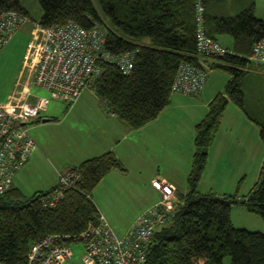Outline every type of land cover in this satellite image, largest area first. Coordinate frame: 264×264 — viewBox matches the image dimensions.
<instances>
[{
	"label": "trees",
	"instance_id": "trees-1",
	"mask_svg": "<svg viewBox=\"0 0 264 264\" xmlns=\"http://www.w3.org/2000/svg\"><path fill=\"white\" fill-rule=\"evenodd\" d=\"M219 0H204L206 28L217 33L229 32L235 39L234 51L218 56L227 64L218 67L232 71L226 91L261 126L245 105L239 77L253 62L248 58L254 41L264 33V21L253 7L235 15L224 14ZM196 0H41L43 13L39 23L48 26L75 20L91 27L106 28V48L113 53L135 51L134 65L125 73L116 63L102 59L104 71L92 85L110 112L130 128L137 129L158 116L170 102L172 82L180 65L198 59L196 40ZM16 9L29 15L20 0H0V14ZM200 55V54H199ZM229 97L218 92L210 102L203 120L197 124L196 146L189 174L190 190L176 204L174 216L160 225L149 250L147 264H264V232L235 227L232 205L237 195L202 192L199 181L208 163L209 148L221 123ZM39 119V118H37ZM80 180L53 208H45L48 191L24 194L12 187L0 194V260L25 264L32 242L50 233H79L99 217L92 192L112 170H125L113 151L88 158L78 166ZM246 197V198H245ZM243 197L250 210L264 218V166L260 181Z\"/></svg>",
	"mask_w": 264,
	"mask_h": 264
},
{
	"label": "built area",
	"instance_id": "built-area-1",
	"mask_svg": "<svg viewBox=\"0 0 264 264\" xmlns=\"http://www.w3.org/2000/svg\"><path fill=\"white\" fill-rule=\"evenodd\" d=\"M196 40L200 55L223 62L218 56L231 50L206 28V4L195 2ZM28 15L16 9L0 14V49L10 40ZM40 38L29 42L24 58L26 77L21 88L0 102V194L14 187L15 176L26 164L37 141L31 128L50 97L37 96L33 86L51 91L52 97L75 102L82 90L93 85L104 71L102 59L116 63L125 73L134 65L135 51L113 53L106 48V29L96 23L86 27L75 20L41 26ZM251 57L264 64V33L253 43ZM226 62V61H225ZM204 65L183 60L172 82V90L199 94L208 79ZM80 180L77 170L61 172L55 188L43 196L45 208L56 207L69 189ZM161 200L147 208L128 231L118 235L103 214L79 233H50L32 242L25 264H65L73 256L71 243L84 244L86 264H147L156 229L174 216L168 202L176 187L165 179H154ZM0 264H8L0 260Z\"/></svg>",
	"mask_w": 264,
	"mask_h": 264
},
{
	"label": "crops",
	"instance_id": "crops-1",
	"mask_svg": "<svg viewBox=\"0 0 264 264\" xmlns=\"http://www.w3.org/2000/svg\"><path fill=\"white\" fill-rule=\"evenodd\" d=\"M41 26L38 21L31 40L40 38ZM232 47L227 48L231 52L234 51L235 39ZM198 59L209 72L205 87L200 94L175 91L177 93L171 94L170 102L158 116L137 129L130 128L110 110L107 113L99 103L101 118L90 119L87 122L90 136L79 149L70 152L69 155L65 153L62 158L50 145L43 140L39 142L36 138L38 146L33 148L27 163L16 174L14 186L26 195L51 190L57 185L61 172L78 166L88 158L113 151L125 170L110 171L96 186L91 197L112 227L117 225L123 235L139 216L126 210L134 203L131 200L133 192H143L144 189L145 193H148L146 189H151L153 196L150 200L136 199L137 202L143 201L141 205L143 212L161 200V192L152 184L157 178L165 179L176 187L175 196L168 202L170 210L175 211L176 204L182 202L183 197L190 190L188 178L197 151V124L207 115L210 102L218 93L206 91L211 71L218 65V61L199 54ZM93 90L95 92L93 96L104 102L94 88ZM232 101L235 102L229 97L222 113L221 123L209 148L208 163L199 181L198 189L202 192L212 191L218 195H237L238 201L234 204L239 206L244 214L245 211H252L241 200L258 181V170L262 160L264 161V140L260 125L255 126L256 123L246 110L245 113L250 119H246L240 109L231 107ZM40 117L41 115L34 126L36 131L50 121H41ZM43 165L47 167L48 175L40 174L37 186L28 190L24 181L25 176L39 170ZM48 184H51L50 187H45ZM115 216H124L125 219L119 223L114 219Z\"/></svg>",
	"mask_w": 264,
	"mask_h": 264
},
{
	"label": "rangeland",
	"instance_id": "rangeland-1",
	"mask_svg": "<svg viewBox=\"0 0 264 264\" xmlns=\"http://www.w3.org/2000/svg\"><path fill=\"white\" fill-rule=\"evenodd\" d=\"M20 1L29 11V18L0 49V102L7 100L9 94L17 88L20 89L21 83L25 80L27 73L23 67V59L27 45L32 39V34L35 31V26L43 13L41 0ZM217 5L224 14L229 15H235L243 9L253 7L255 15L264 21V0H219ZM216 35L223 45L225 44V46L233 48V34L229 32H220ZM251 54L252 52L248 54V58L253 64L248 66L240 75L239 82L244 92L246 108L257 120L264 123V64L252 58ZM218 63L227 64V62ZM20 74L22 76L21 78ZM232 76V71L215 66V69L211 71L206 91L223 92L229 96L226 87ZM32 92L37 96L50 97V102L40 113L41 121H50L47 123L43 122L44 125L37 131L35 130L36 128L34 129V126H36L34 123L31 128V134L34 136L35 140L37 138L39 142L43 140L47 145H50V147H52L56 153L60 154L62 158L63 154L65 155L66 153L69 155L70 152L79 149L85 139L90 136L91 132L86 124L90 119L101 118L102 112L100 113L99 103L102 104V109L109 113V109L105 103L100 98L93 96L95 92L92 85L85 87L78 99L73 103H69L60 97H52L50 90L36 85L32 87ZM172 93L177 92L173 91ZM230 104L231 107H236L243 111V115L246 119H250L240 105L235 104L233 101L230 102ZM255 126H258L257 123ZM261 145H263L262 138ZM263 162L262 160L258 170L257 182H259L261 178ZM48 172L47 167L43 165L39 170L30 172L25 176L24 181L27 189L30 190L37 186L40 174L42 176H47ZM50 185L51 184H48L45 187H50ZM142 191L143 192L132 193L133 199L131 200H133L134 203L126 208V210L129 213H133V215H140L143 212L141 210L143 201L150 200L153 196V194H151V189H146L148 193H145L144 189H142ZM137 198L143 201L137 202ZM239 208L240 207L236 206V204L232 205L231 216L235 227L264 232V218L261 214L252 211H245V213L242 214L244 211H241ZM114 219L118 220L120 223V221H124L125 217L115 216ZM115 226L113 225L115 232L118 235H122L120 228L117 225ZM70 245L73 250V256L65 264H86L84 262V244L78 242L71 243ZM230 262L231 257L227 254L224 258V263L230 264Z\"/></svg>",
	"mask_w": 264,
	"mask_h": 264
}]
</instances>
